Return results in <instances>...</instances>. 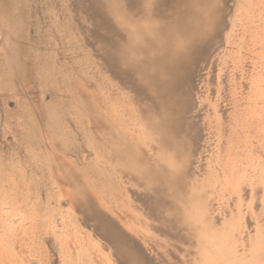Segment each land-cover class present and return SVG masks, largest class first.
Here are the masks:
<instances>
[{
  "label": "rangeland",
  "instance_id": "1",
  "mask_svg": "<svg viewBox=\"0 0 264 264\" xmlns=\"http://www.w3.org/2000/svg\"><path fill=\"white\" fill-rule=\"evenodd\" d=\"M21 4L35 43L0 29V264H120L83 187L153 264H264V0H212L176 148L100 59L89 0Z\"/></svg>",
  "mask_w": 264,
  "mask_h": 264
},
{
  "label": "bare ground",
  "instance_id": "2",
  "mask_svg": "<svg viewBox=\"0 0 264 264\" xmlns=\"http://www.w3.org/2000/svg\"><path fill=\"white\" fill-rule=\"evenodd\" d=\"M89 2L91 33L100 49V59L121 84H127L142 100L144 112L154 117L151 125L156 131L158 129L159 142L165 146L179 147L178 136L180 130L184 129L183 115L187 111L182 98L188 96L191 62L194 64V61L205 58L208 37L214 31V21L218 20L211 19V12L215 6L212 0H89ZM25 21L21 0H0V29L13 41L23 44L20 48L22 52H25L27 45L35 43L34 36H26ZM165 167L161 165L158 171L152 168L148 170L153 171V179L155 181L157 179L160 192L166 196L167 191H173L174 188L165 182L162 175ZM148 179L152 178L147 177L143 180L137 178V182L145 186L149 183ZM88 193L84 187L83 193L76 192L81 198L74 199L75 204L87 216L92 217L96 231L113 247L115 259L120 264H153L144 251V254L136 253L137 250H143L142 247L125 234L112 216L106 215L94 206Z\"/></svg>",
  "mask_w": 264,
  "mask_h": 264
}]
</instances>
